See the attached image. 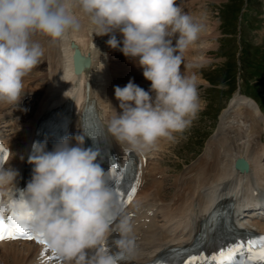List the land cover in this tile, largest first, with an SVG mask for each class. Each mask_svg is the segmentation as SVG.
Segmentation results:
<instances>
[{
    "label": "clouds",
    "instance_id": "1",
    "mask_svg": "<svg viewBox=\"0 0 264 264\" xmlns=\"http://www.w3.org/2000/svg\"><path fill=\"white\" fill-rule=\"evenodd\" d=\"M77 10L93 33L109 35L107 45L133 61L150 82L148 91L132 79L114 87L121 111L113 108L106 129L115 143L144 155L160 140L183 133L201 108L195 77L181 72L183 53L204 24L177 0H0V104L16 108L26 93L24 78L42 61L44 49L33 37L55 44L79 32ZM83 145V134L63 138L51 151L44 142L33 144L32 176L22 199L31 214L29 228L42 235L62 264H118L135 255L134 225L95 163L98 152ZM8 153L0 161V217L17 211L20 203L18 172ZM112 233L118 234L114 254L107 246Z\"/></svg>",
    "mask_w": 264,
    "mask_h": 264
},
{
    "label": "bare ground",
    "instance_id": "2",
    "mask_svg": "<svg viewBox=\"0 0 264 264\" xmlns=\"http://www.w3.org/2000/svg\"><path fill=\"white\" fill-rule=\"evenodd\" d=\"M188 5L191 6V3ZM77 13L82 24L79 32L55 44L46 39L47 42L41 45L45 54V79L35 87L27 86V81L24 84L25 95L31 91L35 93L36 106L15 108L0 104V125H3V131H10L7 137L2 134L12 149L13 158L9 165L18 172L15 183L23 178V157L30 147L34 121L42 111L52 103L70 97L74 99V108H80L84 99V86L87 84L88 98L95 100L101 115L108 122L113 115V108L117 113L121 111L114 96V87L125 86L122 74L132 71L136 76L133 81L138 80L139 75L143 76L138 74L142 73V69L133 61L132 64H126L121 59H115L112 51L118 50L107 45L109 35L98 36L93 33L87 18L79 14L78 10ZM115 35L117 39L121 37L118 32ZM37 38L38 35L33 40ZM71 43L76 45L82 55L89 56L91 61L90 66L78 74L73 72ZM189 52L186 51L183 56L188 58ZM192 69L189 67V70L181 72L190 76ZM149 88L144 90L148 91ZM239 95L235 94L230 109L222 114L216 137L206 143L202 156L183 174H171L163 168V159L175 139H162L152 150L154 159L147 166L146 183L134 201L141 206L158 207V218L154 221L155 216L141 212L135 219L137 225L134 222L136 226L133 235L138 246L133 257L138 261L152 260L171 247L190 246L202 234L206 241L209 234L203 225L206 224V212L211 201L231 192L248 193L264 187V163L261 161L264 154V120L260 125L261 109L257 103ZM226 112L229 114L226 115ZM168 151L171 152L170 149ZM159 174L165 178L159 179ZM146 219H149L148 223ZM189 221L195 223L192 235L190 231H185ZM255 224L264 227V223ZM42 252V248L33 242H3L0 243V264H41Z\"/></svg>",
    "mask_w": 264,
    "mask_h": 264
},
{
    "label": "rangeland",
    "instance_id": "3",
    "mask_svg": "<svg viewBox=\"0 0 264 264\" xmlns=\"http://www.w3.org/2000/svg\"><path fill=\"white\" fill-rule=\"evenodd\" d=\"M181 1L177 0V3H183ZM183 1L188 2L185 3L184 12L204 24L199 39L190 46L191 49L190 47L188 49L190 58L183 56L181 65V71L189 70V67L193 68L190 76L195 77L201 108L191 125L183 133L175 135V140L168 148L171 152L168 150L166 152L167 159H163V165L169 168L167 171L171 174L184 169L200 150L204 146L206 147L205 143L208 141L209 135L215 132L220 125L219 118L222 113L220 111L238 89V92H248L261 101V96H264V0H247V4L245 0ZM189 3H191L192 13L189 11L190 9L188 10ZM245 7L247 10H244ZM243 12L244 15L241 17ZM42 37L38 35V38L35 39L40 45L45 42V37H43L44 39ZM118 39H122V37H118ZM242 47L244 51L241 54ZM117 53L119 54L120 51H112V55L116 56H114L115 59H121L126 64L131 63V60L123 59V54L117 56ZM240 57L242 65L238 62ZM44 73L45 68L33 69L28 75L32 80L29 84L26 80L27 82L24 81V84L27 83V86L34 87L39 85L45 79ZM37 75H39L38 78H36ZM130 75V79L136 78L132 71L122 74L124 78L121 79L124 85L130 80L128 78ZM256 78L258 83H255ZM260 78H262L261 81ZM140 80L142 83L145 81L143 76ZM254 88L260 91L261 96L254 92ZM32 95L35 96L34 92ZM34 96H32L34 103L31 102L29 106H36ZM262 102L264 103V100ZM260 125L262 124L260 123ZM262 133L264 134V129ZM262 142L264 143L263 139Z\"/></svg>",
    "mask_w": 264,
    "mask_h": 264
},
{
    "label": "snow or ice",
    "instance_id": "4",
    "mask_svg": "<svg viewBox=\"0 0 264 264\" xmlns=\"http://www.w3.org/2000/svg\"><path fill=\"white\" fill-rule=\"evenodd\" d=\"M7 155L3 145H0V161L7 159ZM124 174L125 169L118 168L116 165H113L109 170V176L115 185L121 184ZM134 179L135 183L131 184L125 191H121L118 187L113 189V194L122 207L131 202L137 191L140 180L138 177H134ZM22 199L23 196H21L17 211L11 212L6 218L0 217V241L34 240L43 245L44 251L47 252V241L42 235L32 232L29 228L31 214L24 210ZM206 223L209 224V233H214L223 222H218L214 218V214H211ZM225 227H228V225H225ZM203 239L204 236L202 234L197 241V244L201 247L203 246ZM193 247L196 248L197 245ZM52 256L53 258L56 257L54 253H52ZM184 264H264V236H250L238 239L230 245L219 247L210 255H206L203 252L191 255L184 261Z\"/></svg>",
    "mask_w": 264,
    "mask_h": 264
},
{
    "label": "water",
    "instance_id": "5",
    "mask_svg": "<svg viewBox=\"0 0 264 264\" xmlns=\"http://www.w3.org/2000/svg\"><path fill=\"white\" fill-rule=\"evenodd\" d=\"M72 46H73V45H72ZM78 59H81V60L84 62L82 66H84V67L88 66V64H89L88 58L83 59V58L80 56V53H79L78 49L75 48V51H74V54H73V60H74V63H76ZM82 66H81V67H82ZM75 67H77V66L75 65ZM78 70H79V68H76V69H75L76 72H77Z\"/></svg>",
    "mask_w": 264,
    "mask_h": 264
}]
</instances>
